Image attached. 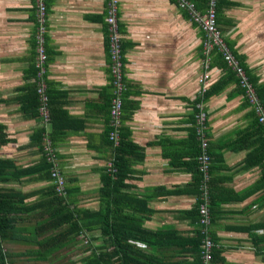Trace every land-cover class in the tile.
<instances>
[{
  "label": "crops",
  "instance_id": "1",
  "mask_svg": "<svg viewBox=\"0 0 264 264\" xmlns=\"http://www.w3.org/2000/svg\"><path fill=\"white\" fill-rule=\"evenodd\" d=\"M185 1L194 11L206 10L205 0ZM43 5L44 77L36 66L38 0H0V124L11 140L0 147V158L21 171L36 169L43 137L74 191L69 200L94 210L100 173L115 148L108 143L113 78L106 0H43ZM189 15L179 0H118L123 56L118 137L124 150L135 147L124 157L131 171L127 191L145 202L143 226L156 243L147 250L159 259L154 264L191 263L187 243L196 226L186 212L197 201L191 136L200 105L207 114L212 189L227 199L210 226L218 264H264V145L250 130L255 116L236 74L217 50L211 56L219 66L209 70L208 88L219 79L227 83L199 102L204 37ZM216 24L245 75L264 87V0L216 1ZM40 79L50 95L52 118L46 125L33 108ZM26 179L9 185L24 193L47 185Z\"/></svg>",
  "mask_w": 264,
  "mask_h": 264
},
{
  "label": "trees",
  "instance_id": "2",
  "mask_svg": "<svg viewBox=\"0 0 264 264\" xmlns=\"http://www.w3.org/2000/svg\"><path fill=\"white\" fill-rule=\"evenodd\" d=\"M216 1L217 4L220 2V0ZM189 17L205 38L204 31L192 20L191 15ZM226 46L229 50L228 43ZM213 50H217L220 59L223 60L222 52L217 48ZM212 51L208 56H203L204 60L209 59V70L214 65L219 66V64H215L214 60H212ZM224 66L229 70L225 62ZM220 68L223 69V66H220ZM44 74L42 77H44ZM248 77L249 82L254 86L261 106L264 108V87L257 85L253 77L249 75ZM237 79L236 83L239 87V80ZM43 83L45 84L44 95L47 98L48 120L45 121V118L39 115L40 98L36 90L37 88H34L35 103L33 108L37 117L46 125L52 117L49 109L50 95L47 89V82L43 81ZM225 83H227L225 80L220 79L213 83L200 95V98H198L199 102L204 104L214 95L221 93ZM239 91L244 95L243 89L240 88ZM202 109L204 111V108ZM108 112L110 116V102ZM198 113L199 108L195 107L191 136L194 145H196V152L191 154V157L194 158L191 173L193 175L192 187L196 193L197 201L195 206L186 212L194 217H192V220L194 219L196 231L190 243H187V246L191 250L189 248L186 255L192 257V261L189 264H204L203 243L205 238H209L213 246L210 250L211 258L206 264H218L221 263L222 259L219 257L220 253L217 250V245L211 236L210 226L215 211L227 199L220 198L219 194L216 196L212 189L211 171L213 157L209 151L206 119L204 133L208 144L207 154L211 159L207 205L210 224L206 228V234L203 233L204 228L199 224V206L202 201L200 197L201 176L198 172L197 161L201 153L200 142L196 135V115ZM250 130L253 137H257L258 142L264 145V135L256 118H254ZM9 142L11 140L7 138L4 126L0 124V147ZM108 143L110 146H113L110 141ZM43 144H45V141L42 137L40 149L42 158L36 169L30 166L31 168L21 171L16 168L12 161L0 158V264H23V260L26 261L24 264L44 262L53 264L57 259L58 252L68 248L72 244H77L79 241H81L80 245L90 250V253L82 258L79 264H154L158 262V257L151 250H147V246L152 247L156 243L152 241L153 233L147 231L143 226L144 214L146 212L145 202L134 198L127 191L129 185L126 181L131 176V171L124 161V157L128 156L127 154L130 151L134 152L135 147L129 145L126 148L127 150H124L125 143L121 141L119 142V147L112 148L111 159L108 161L111 162L112 167L108 168L106 166L100 173L101 187L98 190L99 207L90 210L88 208H81L76 202L69 200L70 193L74 191L67 186V182L58 165L57 157L54 153L52 154V159L46 155L44 151L45 145ZM125 153L126 155H124ZM33 177H36L40 181L44 180L47 185L44 188L25 193L19 190L18 186L9 185V183L14 182L20 186L26 178L27 181L28 179L32 181ZM60 178H62V189L59 191L57 184ZM173 234L168 233L167 235ZM158 235L161 236L159 239L166 240L165 233ZM98 242L100 243L98 244ZM5 247H9V250ZM15 248L20 249L15 251Z\"/></svg>",
  "mask_w": 264,
  "mask_h": 264
},
{
  "label": "built area",
  "instance_id": "3",
  "mask_svg": "<svg viewBox=\"0 0 264 264\" xmlns=\"http://www.w3.org/2000/svg\"><path fill=\"white\" fill-rule=\"evenodd\" d=\"M180 7L187 9L191 15L192 20L199 25V27L204 31L205 38L203 41V50L204 55L208 56L214 48H217L222 52L223 60L226 65L236 74L238 78V85L243 89V94L245 95L250 108L253 111V114L257 120V123L260 125L262 133L264 135V108L261 106L260 101L257 97L253 85L248 81L243 69L238 65L235 58L229 52L227 46L223 43L221 38V33L216 24V0H207L206 1V10L204 13H199L193 10V4L188 3L185 0H179ZM106 22L109 26V36H108V47L111 58V72H112V97L110 101V127L111 131L108 134L109 141L114 147L119 145L118 129L120 126V117H121V107L122 99L121 92L123 90L122 84V46L120 43V37L118 35V20H117V10H118V0H106ZM38 21L39 28L37 34L35 35V44H36V66L39 69L41 76L45 73L44 65L46 63V53L44 49V38H43V22H44V5L43 0H38ZM204 68L202 76L199 79L200 91L202 94L207 88L210 81V74L208 69L209 59L204 60ZM45 84L42 79L39 80L37 93L40 98L39 106V115L48 120V110L46 108L47 98L44 95ZM199 113L196 115V135L200 142L201 153L197 158L198 161V172L201 176L200 182V197L201 205L199 206V224L204 228L206 234V228L210 224L209 211L207 208L208 205V182H209V168L211 159L207 154V141L205 138L204 128L206 122V113L203 111L202 107L199 105ZM44 151L46 155L53 158V151L50 147L49 141L45 140ZM108 168L112 167L111 162L107 164ZM58 190L62 189V178L58 180ZM212 243L209 238L204 239L203 243V260L204 264L210 260V250L212 248Z\"/></svg>",
  "mask_w": 264,
  "mask_h": 264
},
{
  "label": "rangeland",
  "instance_id": "4",
  "mask_svg": "<svg viewBox=\"0 0 264 264\" xmlns=\"http://www.w3.org/2000/svg\"><path fill=\"white\" fill-rule=\"evenodd\" d=\"M90 205L94 206V204H90ZM90 238L92 237L90 236ZM80 244L81 241H79L77 244H72L68 248L58 252L57 259L53 262V264H79L80 260L86 257L90 253V250H88L86 247ZM5 248L9 250V247H5ZM18 249L15 248V251H17ZM25 262L26 261L23 260L22 263L24 264ZM37 264H48V263L44 262Z\"/></svg>",
  "mask_w": 264,
  "mask_h": 264
},
{
  "label": "bare ground",
  "instance_id": "5",
  "mask_svg": "<svg viewBox=\"0 0 264 264\" xmlns=\"http://www.w3.org/2000/svg\"><path fill=\"white\" fill-rule=\"evenodd\" d=\"M52 173V172H51ZM211 182V181H210ZM54 185V184H53ZM66 197V196H65Z\"/></svg>",
  "mask_w": 264,
  "mask_h": 264
}]
</instances>
